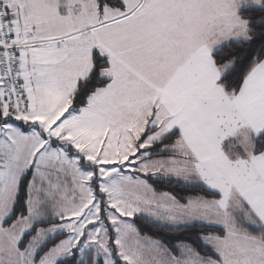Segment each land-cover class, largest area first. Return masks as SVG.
<instances>
[{"label":"snow or ice","instance_id":"6c2138e0","mask_svg":"<svg viewBox=\"0 0 264 264\" xmlns=\"http://www.w3.org/2000/svg\"><path fill=\"white\" fill-rule=\"evenodd\" d=\"M0 264H264V0H0Z\"/></svg>","mask_w":264,"mask_h":264},{"label":"trees","instance_id":"16d2710c","mask_svg":"<svg viewBox=\"0 0 264 264\" xmlns=\"http://www.w3.org/2000/svg\"><path fill=\"white\" fill-rule=\"evenodd\" d=\"M158 190L159 191H165V190H171V189L166 188V187H158ZM142 227L144 228L145 231L149 230V227L147 225H142Z\"/></svg>","mask_w":264,"mask_h":264}]
</instances>
